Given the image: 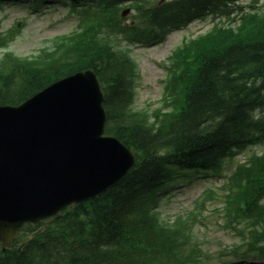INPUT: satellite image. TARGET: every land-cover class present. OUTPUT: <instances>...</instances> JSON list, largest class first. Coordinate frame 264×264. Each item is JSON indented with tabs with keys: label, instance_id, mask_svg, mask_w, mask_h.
Returning <instances> with one entry per match:
<instances>
[{
	"label": "trees",
	"instance_id": "16d2710c",
	"mask_svg": "<svg viewBox=\"0 0 264 264\" xmlns=\"http://www.w3.org/2000/svg\"><path fill=\"white\" fill-rule=\"evenodd\" d=\"M226 1L164 2L144 10L143 26L127 27L115 10L119 0H104L97 28L89 29L72 47L83 49L79 53L83 55L67 69L86 65L97 72L105 85L109 124L136 150L139 162L100 197L65 210L45 230L32 229L34 236L22 250L11 244L0 253V264H173L170 257L180 239L154 212L158 193L171 176L168 165L178 159L205 166L234 146L264 137V14L246 17L236 30L220 28L192 43L188 54L193 64L180 76L184 104L174 112L156 114L152 122L144 113L128 111V65L98 30L104 26L155 42L169 27L186 24L193 14L211 9L212 3L216 11L215 5L224 9ZM0 68L1 103L17 104L62 76L55 64L38 68L19 64L23 77L14 88V72L4 74L2 62ZM250 184L251 204L257 200L258 208L264 196V158Z\"/></svg>",
	"mask_w": 264,
	"mask_h": 264
},
{
	"label": "water",
	"instance_id": "95a60500",
	"mask_svg": "<svg viewBox=\"0 0 264 264\" xmlns=\"http://www.w3.org/2000/svg\"><path fill=\"white\" fill-rule=\"evenodd\" d=\"M102 95L92 72L77 73L19 106H0V239L26 222L101 194L133 159L104 136Z\"/></svg>",
	"mask_w": 264,
	"mask_h": 264
},
{
	"label": "rangeland",
	"instance_id": "374dc122",
	"mask_svg": "<svg viewBox=\"0 0 264 264\" xmlns=\"http://www.w3.org/2000/svg\"><path fill=\"white\" fill-rule=\"evenodd\" d=\"M33 0H12L6 4H0V20L1 27L7 31L14 24H19L20 31L18 36L11 43L10 48L17 55L30 56L38 53L39 50L52 38L57 35L65 34L74 29L77 25V16L69 14V6L60 2H46L41 4L37 11H33L27 4ZM25 2V3H22ZM130 2H125L122 7L129 6ZM247 4L246 2H243ZM14 4V6H11ZM259 5H264V1H260ZM131 13H134L132 10ZM22 20H25L23 23ZM210 26L208 22L195 23L191 28L183 31L175 30L170 33L166 41L153 46H142L140 44H125L131 51V54L138 64V76L136 78V94L133 106L136 109L148 107L155 109L161 106L164 87L166 85L165 64L168 63V56L172 54L173 49L182 43L185 37H190L197 33H202ZM264 148L263 143H259L249 147L245 152L240 153L235 158L223 163L222 173L224 176L208 178H198L192 182L188 178L181 179V183L173 188V182L169 185L170 191L159 204V210L164 217L176 215L181 211L193 207V202L205 190L212 189L219 193L224 191L221 186L225 183L228 176L234 168L240 163L248 159L253 153H260ZM189 182V183H188ZM183 189V190H182ZM178 190H181L177 192ZM226 193V192H225ZM224 204V198L218 200L209 199L206 208L218 209ZM207 227H198L201 239L205 240V250L209 253L211 260L215 263L221 261L222 258L232 259L231 256H222L220 251L228 246L237 243L240 236L236 235L231 229H224L216 222L214 217L207 221ZM202 239V240H203ZM248 261V264L253 262ZM225 264H247V262L234 261L233 263L226 261Z\"/></svg>",
	"mask_w": 264,
	"mask_h": 264
}]
</instances>
